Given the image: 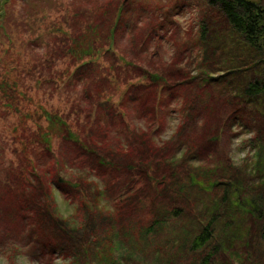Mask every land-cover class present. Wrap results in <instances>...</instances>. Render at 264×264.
Returning <instances> with one entry per match:
<instances>
[{
	"label": "rangeland",
	"instance_id": "374dc122",
	"mask_svg": "<svg viewBox=\"0 0 264 264\" xmlns=\"http://www.w3.org/2000/svg\"><path fill=\"white\" fill-rule=\"evenodd\" d=\"M92 11H123V21L116 30L115 55L109 58L111 63L119 67L118 58H122L141 67L140 75L168 81V89L158 93L154 112L136 111L137 103L146 100L152 86L139 88L132 98L125 100L124 107L132 128L145 131L157 147L167 148L164 160H174V172L183 177L185 190L191 192L188 201L195 216H184L174 225V240L181 237L183 227L190 229L193 222H207L216 215L214 228L219 238L214 246L219 253L210 259V264H264V224L254 223L250 208L253 198L255 204L262 206L264 215V164L258 168L264 96L253 97L247 91L259 74L256 64L264 56L248 48L219 10L211 8L206 0H0V82L3 71L11 68L10 63L19 60L22 66L33 65L36 57L47 50L46 43L54 36L45 26L66 28L67 18L73 13L83 15L86 21L84 14L89 16ZM214 13L215 21L210 16ZM37 14V25L43 18L45 26L37 27L40 32L34 36L27 24L33 23ZM111 17L106 16L107 25H113ZM40 34L43 36L37 40ZM85 77L86 71L71 83L42 88L32 78H23L20 91L27 96V102L20 106V112L44 107L50 113L58 111L71 116L69 110L73 109L68 102L72 101L82 104L80 111H86L82 92ZM141 80L134 83L138 85ZM2 97L0 91V264H74L71 252L50 253L44 247L46 237L52 235L48 216L42 221L43 216L34 212L18 218L3 213L7 185L14 189L19 181L17 171L11 173V169L20 166L24 150L28 148V158L35 162L38 172L50 168L51 155L40 149L33 152L35 123L27 120L26 114L6 112ZM113 98L117 104L122 101L121 94ZM42 124L46 126L47 122ZM113 128L116 127L111 131ZM57 148L65 162L59 177L68 181L75 171L82 172L85 165L72 162L70 147L58 144ZM192 176L199 181H190ZM88 181L102 186L100 177L91 176ZM203 181L218 185L207 190ZM236 181L240 184L235 198L232 185H237ZM57 182L49 180L46 185L56 212L76 230L73 234L80 236L86 213L79 209V196ZM29 184L39 186L34 177ZM108 202L105 200L102 205L108 206ZM136 212L139 213L132 217ZM128 214L132 224L130 238L122 237L115 259L120 264H166L162 254L139 240L134 226L135 218L145 219L150 213L138 209ZM158 238L168 240L170 235L163 233ZM205 257L195 256V264L204 263Z\"/></svg>",
	"mask_w": 264,
	"mask_h": 264
},
{
	"label": "trees",
	"instance_id": "16d2710c",
	"mask_svg": "<svg viewBox=\"0 0 264 264\" xmlns=\"http://www.w3.org/2000/svg\"><path fill=\"white\" fill-rule=\"evenodd\" d=\"M206 2L211 8L219 10L226 23L240 35L248 48L264 56V0L262 3L254 0ZM84 15L86 21H83V15L78 12L70 15L66 28L45 26L42 18L39 26H45L50 30V35L54 36L46 43L47 50L36 57L33 65L26 63L22 66L17 60L18 62L10 63V69L7 67L3 71L5 74L0 82V91L6 112L26 114L25 118L32 120L36 127L31 137V149L35 153L40 149L51 155L50 168L38 172L35 162L28 158V148L24 150L20 166L11 169V173L14 169L17 171L19 181L14 189L11 184L7 185L8 190L3 196V213L18 218L22 214L34 212L43 216L42 221L44 216H48L51 219L52 235L46 237L44 247L50 253L71 252L74 254V264H120L114 253L120 249L122 237L130 238L129 225L132 224L127 213L146 209L150 214L145 219L134 220L138 238L156 253L162 254L166 264H195V256H206L202 264H210V259H214L219 253L214 246L217 237L219 238L214 228L216 215L207 222H193L190 229L183 227L181 237L174 240V225L182 217L194 215L188 201L191 192L185 190L183 177L174 172V160H164L167 148L157 147L145 131L139 132L132 128L129 113L124 107L125 100L132 98L131 95L139 91V88L142 90L152 86L149 87L146 100L137 103L136 111L141 114L154 112L158 93L168 89V81L159 76L148 79L145 75H140L141 67L128 60L118 58L121 62L119 67L109 61L115 55L116 30L123 21V11L113 14L108 11H92L89 16ZM109 15L113 17V25H107L105 18ZM210 16L213 20L217 18L215 13ZM34 18L36 20L33 23L29 21L27 27L36 36L39 31L38 14ZM42 36L40 34L37 40ZM57 56L60 58L57 59ZM256 67L259 74L255 75L247 91L253 97H261L264 96V59ZM85 71V90L82 92L85 96L83 102H87L86 111H80L79 106L82 104L72 101L68 102L73 109L69 110L71 116L58 111L50 113L44 107L34 112H20V106L27 102V96L20 91L23 78H32L31 81H36L39 88L52 87L65 84L66 81L71 83L74 78L83 76ZM142 78L146 80L142 81ZM136 80L142 82L136 85ZM117 94L122 96V101L118 104L113 98ZM41 120L42 123L46 121L47 125L39 123ZM113 126L116 128L111 131ZM258 141L261 161L258 168H261L264 164L263 122L259 126ZM58 144L70 147L71 160L75 165H85L82 172L75 171L68 181L59 177L60 168L65 166V162L58 148L56 149ZM169 172L171 175H168ZM91 176L100 177L102 186L89 182L88 178ZM32 177L38 187H31L29 184ZM55 179L58 184L62 183L59 185L61 188H71L79 196V209L86 213L80 236L74 235L76 230L56 212L52 194L46 187L49 180ZM190 181L198 182L199 179L192 176ZM205 184L207 190L218 185L214 181H205ZM236 184L232 185L235 198L239 194L236 187L240 183L236 181ZM105 200L109 201L106 203L108 206L102 205ZM89 201L93 202V206ZM250 206L254 212L251 215L254 223L264 224L262 206L255 204L253 198ZM138 213H132V217ZM163 233L170 235V238H158Z\"/></svg>",
	"mask_w": 264,
	"mask_h": 264
}]
</instances>
